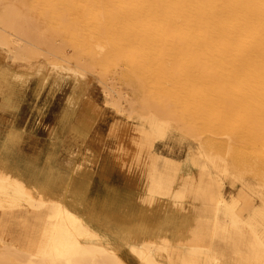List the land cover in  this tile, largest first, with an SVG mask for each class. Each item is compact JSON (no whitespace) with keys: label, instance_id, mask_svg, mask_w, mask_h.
<instances>
[{"label":"bare ground","instance_id":"6f19581e","mask_svg":"<svg viewBox=\"0 0 264 264\" xmlns=\"http://www.w3.org/2000/svg\"><path fill=\"white\" fill-rule=\"evenodd\" d=\"M36 1L40 13L51 20V26L57 25L74 46L84 47L90 71L96 62L107 68L123 63L122 77L136 80L138 89L181 90L187 116L204 119L202 108H209L206 119L228 140L226 147L216 141L202 143L212 166L216 159L232 155L231 142L241 129L240 140L246 141V168L238 171L241 178H234L241 183L235 193L225 190L223 176L229 171L223 166L214 195L196 177L188 189L179 187L170 176L155 179L151 176L154 159L149 158L141 167L145 175L130 178L129 172H123L115 183L116 187L134 183L143 188L131 194L138 205L130 206L118 189L111 196L117 212L140 216L141 222L137 228L115 227L116 234L111 235L101 230L100 221H93L70 206L69 199L75 193L72 182L75 175H80L91 184L96 172L118 170L127 160L134 163L140 147L132 143L133 148L124 146L115 140L110 124L108 128L103 125L104 106L85 97L80 120L88 125L87 135L70 171H63L56 185L50 174L40 179L32 172L25 177L11 165L10 143L20 140L26 149H31L33 143L20 137L18 130L8 129V139L0 145V216L21 212L29 223L25 224L24 233H17L13 240L0 235V264H128L120 256L121 246L134 254L139 264H225L228 257L220 248L226 244L238 247L240 240L242 247H246L247 236L253 238L249 243L252 251L248 256L245 252L242 262L264 264V0ZM0 22L16 38L33 42L25 15L10 0H0ZM14 41L10 37L0 38V60L8 59L4 48ZM13 53L11 60L0 67V90H4L3 95L0 93V119L9 124L18 120L17 104L31 95V71L14 63L35 58L32 52L19 47H14ZM162 99L159 101L168 104L166 98ZM112 103L120 108L117 100ZM237 105L242 109H237ZM43 113L39 111L32 117L33 130L43 124ZM154 115H146L149 123L154 121ZM162 120L169 125L165 116ZM70 121L69 114H59L51 133L60 134ZM166 127L157 131L163 138L167 136ZM103 135L104 140L99 139ZM164 143L168 157L178 161L183 157L182 142L165 139ZM42 160L50 164V152ZM179 163L180 171L190 174L192 167H188L186 159ZM175 165L170 161L169 170L174 171ZM245 170L259 179L261 188L256 196L243 179ZM166 189L177 202H165L156 209L152 200ZM187 194L193 199L203 195L214 199L213 214L202 218L190 216L188 225L177 227L179 215L187 208L182 201L191 199ZM152 207L158 213L156 219L152 217ZM164 211L166 219L167 214L169 220L175 219L173 227H169L172 229L162 225L153 230L152 222L160 220ZM1 221L0 230L4 231ZM170 231L174 237L168 236Z\"/></svg>","mask_w":264,"mask_h":264},{"label":"rangeland","instance_id":"374dc122","mask_svg":"<svg viewBox=\"0 0 264 264\" xmlns=\"http://www.w3.org/2000/svg\"><path fill=\"white\" fill-rule=\"evenodd\" d=\"M10 1L14 8L16 7L19 12L22 11L25 15L27 30L34 39L33 42H30L22 38H16L17 36L10 34L9 30H5L2 26V22H0V38L5 36L16 40L13 44L10 43L11 49L10 46L4 48L8 53V59L3 60L1 65L7 64L11 60L14 55V47L27 49L29 52L33 53L35 58L29 61L18 60L14 63L15 66L24 65L32 73L30 79L31 95L25 99L27 106H29L30 102L38 96L41 90H44L31 119L35 114H38L39 111L41 112L43 110L45 113H43L44 115L42 116L43 124L41 126H45L46 123L44 120L48 113L47 107L53 102L56 95L55 92L61 90L55 100L59 105L57 112H53L56 114L53 118V120L55 119L53 122H57L59 114H69L72 119L73 112H78L79 110L80 116L78 118H81L82 100L87 97L104 106L105 120L103 125L104 128H108L110 124L115 140H118V142L121 145L124 144V146L131 145L132 143L137 144L140 147V151L137 153L134 163L127 160L123 162L122 166H120L121 168L118 170L114 169L107 171V174L96 172V176H93L91 181H93L94 178H100L112 189V194L117 189L118 193L122 194L123 192L120 190V186H123L126 188L124 193L130 196L137 191H143V188L139 189V186L134 183H124L116 187L115 183L121 179L123 172H129L128 176L130 178H137L141 175H145V173L142 172L141 167L145 166L144 163L149 158H153V165L155 168L151 176L155 179L170 176L172 180L178 182L177 185L182 189L191 188V182L194 180L193 178L196 177L197 179L204 181V186L206 185L209 194L213 193L216 195L218 191V177L222 175L221 168L223 166H227L229 171L227 175L223 176L225 190L227 192L233 191L236 193L240 189L241 183L234 178H241L242 176L238 171L242 167L246 168V141L243 142L240 140L242 138L240 136L241 129L237 130V137L231 142L233 157L230 155L229 158H218L215 160V166H212L210 158L208 157L202 143L206 145V143L216 141L221 142L225 146L228 140L223 133H217L210 122L206 119V114L210 112L209 108L201 107L202 112L204 113V119L198 117L195 118L193 114L187 116L184 112L181 90L138 89L137 86H139V84L137 85L136 80L125 79L122 77L120 71L125 70V67L122 66L124 65L123 63H120L118 66L113 65L112 67L107 68L104 64L100 65L99 62H96V65H94L93 69L90 71L86 67L90 64V59L85 53L84 47L74 46L70 37L62 32L57 25H54L55 27L51 26L52 23H50L51 20L48 16L44 17V15L40 13L36 0ZM64 15L69 17L66 13ZM105 90L109 91V94H106ZM174 94L175 96H173ZM162 98L168 100V104H166L167 106L159 101ZM113 100L119 102V109H117L112 103ZM236 108L242 109V106L237 105ZM129 111L132 112V115H129ZM150 113H155V117L153 118L154 121L151 123H149V118L146 117V115ZM164 116L168 120L170 126L167 125L164 120L160 121ZM184 116L186 121L184 120ZM32 122L33 121L30 120V123ZM182 122L183 125L180 124ZM165 127L167 128V136L166 138H163L157 133V131L158 129ZM30 128L33 130V127ZM14 129L17 130V128ZM165 139H169L174 143H183V157L179 159V161L175 158L171 159L164 153ZM131 147L133 148L132 145ZM239 153H241V156H237ZM183 159H186L188 167H192L190 174L184 175V173L180 171L179 162L183 163ZM170 161L176 163L174 171L169 170L168 168ZM243 179L246 181V184L250 185L251 190H253L252 193L256 196L255 193L261 188L258 177L246 173L245 170ZM37 181L39 180L37 179ZM90 195L92 208L91 213L86 215L93 221H100V225L103 226L101 230L114 235L116 234L115 227L119 229L124 227L126 229L131 225V227L137 228V224H139L138 222H141L140 216L138 218L126 213L117 212V210H115L116 207L113 206L116 202L112 203L111 196L104 197L101 195V197H99V192L91 193ZM157 195H155L154 200L151 199L152 206H155L156 209V206L165 204V202L169 204L177 202L176 199L169 197L170 194L167 189L164 191L163 195ZM188 197H190V195H188ZM205 197L206 195L195 197V199L190 197L191 199L185 198L182 201L187 208L182 210L179 215L177 219V227L188 225V220L191 219L190 216H199L202 218L209 217L213 214L212 208L214 206V199ZM155 208H153L152 211V213H155L154 216H152V213L150 216L156 219L158 213L155 211ZM95 212L98 213L96 219L93 218ZM22 214L24 213L19 212L12 216L7 214L0 216V219H3L1 222L4 224V231L0 230V235L2 237L8 238V240H13V236L17 233L20 235L24 233L25 224L29 222H25V217H21L24 216ZM109 219H113L114 221ZM159 219L160 220H154V222H152L153 230L157 229V226L160 227L162 225L169 230L172 229L169 227L170 225L173 227L175 219H170V221L168 219V214L166 219L165 211L160 213ZM220 220H224L228 223L224 217H221ZM116 221L118 222L116 223ZM168 236L174 237L175 234L170 231ZM252 240L253 238L251 236L246 237V247H242L243 245H241L240 240L238 241V247L226 244L225 247L220 248V251H225L224 253L227 254L226 256L228 257L225 264H244L241 257L245 252L246 256H248L252 251L249 247V243ZM175 246L178 247L179 245ZM119 253L128 264H139L135 255L126 247L121 246L119 248ZM246 264H249V262ZM250 264L258 263L255 262Z\"/></svg>","mask_w":264,"mask_h":264},{"label":"crops","instance_id":"0c3cea01","mask_svg":"<svg viewBox=\"0 0 264 264\" xmlns=\"http://www.w3.org/2000/svg\"><path fill=\"white\" fill-rule=\"evenodd\" d=\"M2 61L3 60H0V67L5 66V64L1 65ZM43 91L44 90H41L39 92L38 96L30 102L29 106H27L26 101H21L17 104L15 112L18 116V120L15 121V123L9 124L5 120L0 119V145L8 139V137H5L8 129L13 128L14 130V128H17L19 136L26 137L28 141L33 143V147L31 149H26L22 146V142L20 144V140L12 141V143H10L11 150L8 154L11 165L16 166L25 177H29L32 172H35L40 179L44 178L46 174H50L53 180L52 182L56 185L59 183V177L63 171H70L72 165L76 161L79 150L78 148L80 147L81 142L86 138L88 125H85V120H80V118H78L80 116L79 110L78 112H73V118L67 125H65V127H63L60 134L57 133V135H53L51 133L53 118L56 116L53 112H57L59 105L55 100L61 91L57 90L53 102L47 107L48 113L44 120L46 125L40 126L36 130H32L30 128L31 116L36 105L39 104L38 101L41 99ZM0 93L3 95L4 90H0ZM57 131L59 132V126H57ZM104 138L105 135L99 137L101 140H104ZM101 140H99V142H101ZM37 152H39L38 155L36 154ZM47 152H50L51 154L50 164L43 163L44 161L40 160L45 157ZM98 153H100V151H98ZM72 189L75 193L74 196L69 199L70 206L83 214L91 213V193L99 192L100 195H103L104 197H110L112 194V189L104 182H101L100 178H94L93 182L89 184L87 178L80 175H75L72 182ZM120 190L123 192L121 198L125 201H129L130 206L136 207L138 205L135 197L132 195L128 196L124 193V191H126L125 187L120 186ZM97 214L98 213L95 212V215H93L94 219L97 218ZM111 221L114 220L112 219ZM117 222L118 221H116V223Z\"/></svg>","mask_w":264,"mask_h":264}]
</instances>
